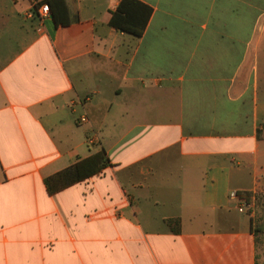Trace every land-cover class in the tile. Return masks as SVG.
Wrapping results in <instances>:
<instances>
[{"label":"crops","instance_id":"crops-1","mask_svg":"<svg viewBox=\"0 0 264 264\" xmlns=\"http://www.w3.org/2000/svg\"><path fill=\"white\" fill-rule=\"evenodd\" d=\"M64 1L55 25L0 0V264H264V227L228 197L264 189V10L140 0L134 36L108 23L119 0Z\"/></svg>","mask_w":264,"mask_h":264},{"label":"trees","instance_id":"trees-1","mask_svg":"<svg viewBox=\"0 0 264 264\" xmlns=\"http://www.w3.org/2000/svg\"><path fill=\"white\" fill-rule=\"evenodd\" d=\"M43 1L47 3L50 16L55 25L68 24V11L64 0ZM151 13V6L140 0H119L115 9L110 12L108 23L116 30L140 36L145 29ZM106 162L107 158L102 149L82 158L73 165L47 176L44 179L46 191L48 194H53L70 184L98 174ZM168 222L178 223L177 220H170Z\"/></svg>","mask_w":264,"mask_h":264},{"label":"built area","instance_id":"built-area-1","mask_svg":"<svg viewBox=\"0 0 264 264\" xmlns=\"http://www.w3.org/2000/svg\"><path fill=\"white\" fill-rule=\"evenodd\" d=\"M30 2L31 6L25 14L27 17H31L32 14H36L39 18H45L50 16V10L46 2H44L43 0H30ZM79 120L84 121L85 117L81 116ZM259 193L264 194V189L260 186H255L253 189L247 191L231 190L228 193V197L231 200L235 201V206L238 211L246 212L247 210L253 207L254 200L257 194Z\"/></svg>","mask_w":264,"mask_h":264},{"label":"rangeland","instance_id":"rangeland-1","mask_svg":"<svg viewBox=\"0 0 264 264\" xmlns=\"http://www.w3.org/2000/svg\"><path fill=\"white\" fill-rule=\"evenodd\" d=\"M252 4H255L258 13H261L262 10H264V0H254V3L252 0ZM258 24H264V14H262L259 18ZM263 57L264 56H262V58ZM257 196L254 200L253 207L244 213L248 214L251 218H253V220L257 224L260 223L264 227V194L259 193L257 194Z\"/></svg>","mask_w":264,"mask_h":264}]
</instances>
